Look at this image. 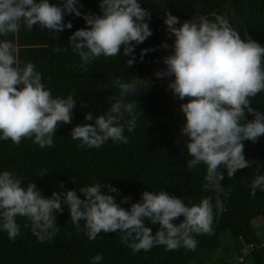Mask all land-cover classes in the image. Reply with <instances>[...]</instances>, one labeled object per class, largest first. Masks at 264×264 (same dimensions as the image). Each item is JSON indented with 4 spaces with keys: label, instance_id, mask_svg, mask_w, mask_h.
I'll return each mask as SVG.
<instances>
[{
    "label": "clouds",
    "instance_id": "clouds-1",
    "mask_svg": "<svg viewBox=\"0 0 264 264\" xmlns=\"http://www.w3.org/2000/svg\"><path fill=\"white\" fill-rule=\"evenodd\" d=\"M82 8L79 0H0V37L17 34L22 25L28 31L39 26L58 36L65 28L73 27L71 21L65 23L64 17L74 14L86 22V27L69 36V45L81 58L80 67L101 56H118L121 50L123 56L131 57L126 66L132 67L135 46L152 35L147 22L151 12L141 6L140 0H99L101 14L83 13ZM164 23L169 37L175 39L171 46L162 43L163 49L171 47L172 51L163 57L166 67L157 70L155 76L160 80L174 77L168 89L174 97L187 101L180 104L186 119L180 138H186V150L192 157L187 167L205 165L209 181L214 177L223 180L222 168L232 178L238 170L251 168L255 163L245 158L244 141L256 143L264 136V112L253 108L250 99L264 91V46L247 32L242 39L223 16L210 21L194 15L181 24L180 18L167 10ZM154 50L142 49L140 59ZM153 83L138 75L130 81L116 79L113 86L119 89V96L110 109L98 116L88 111V123L72 128V139L80 141L77 146L100 148L108 140L128 143L125 127L128 132L134 131L139 116L136 96ZM129 96L135 99L129 101ZM76 102L71 95L53 97L34 64L21 66L16 44L9 39L0 40V140L19 145L30 139L41 148L51 147L58 128L72 123ZM249 115L253 119H248ZM259 173L257 167L250 185L252 196L257 189L264 190V175ZM58 187L64 190L45 196L35 182L24 185L11 171L0 173V231L14 241L21 229L17 218L23 217L30 221L31 230L41 243L50 241L59 231L56 213L62 214V205H66L76 229L83 230L90 240L101 232L120 233L121 244L134 254L157 246L169 252L180 248L194 251L198 243L195 236L214 235L210 198L189 205L167 191H144L139 201L124 208L121 203H129L131 196H123L117 202L119 189L110 183L80 187L83 198L76 189H65L63 182ZM215 207L217 214L224 210L218 197ZM146 221L158 225L155 233ZM102 259L97 254L92 262L99 264Z\"/></svg>",
    "mask_w": 264,
    "mask_h": 264
},
{
    "label": "trees",
    "instance_id": "trees-1",
    "mask_svg": "<svg viewBox=\"0 0 264 264\" xmlns=\"http://www.w3.org/2000/svg\"><path fill=\"white\" fill-rule=\"evenodd\" d=\"M50 2L59 3V0ZM79 2L83 4V13L101 14L99 0ZM140 2L151 12V20L147 22L152 35L135 46L132 67L126 66L127 59L131 57L123 56V50L118 56H101L80 67L81 58L69 45V36L86 27V22L82 16L74 14L65 15V23L71 21L73 27L65 28L58 34L59 38L39 26L28 31L23 25L17 34L0 37V40L9 39L16 44L22 67L29 62L35 65L45 88L53 97L67 98L71 95L77 101L72 123L58 128L51 147L41 148L30 139L22 140L19 145L11 140H0V173L11 171L24 185L35 182L45 196H51L53 191H63L58 187L60 182L64 183L65 189H76L82 198L80 187L97 182L110 183L119 189L117 202H121L123 196H131L129 203H121L124 208H130L132 202L139 201L144 191H167L189 205L210 198L214 235L195 236L198 243L194 251L180 248L169 252L163 246H157L134 254L121 244L120 233L101 232L95 240H90L83 230L76 229L68 207L62 205L63 213H56L59 231L50 241L41 243L33 234L30 221L23 217L17 218L21 229L14 241L5 231H0V264H93L92 258L97 254L103 256L99 264H207L222 254L233 262L231 255L233 251L241 250L240 241L252 249L245 255L246 264H264V243L254 224L256 219L264 223V190L257 189L255 196L250 194L257 167L259 174L264 175V136L256 143L244 141L245 158L255 160V163L251 168L238 170L232 178H228L226 168L220 169L224 179L217 177L220 190H216L207 179L205 165L192 169L187 167L192 157L186 150V138H180L181 126L186 122L180 104L187 101L174 97L168 89V83L174 77L160 80L155 76L157 70L166 67L163 57L172 51L171 47L163 49L162 43L167 42L171 46L175 39L168 35L165 11L178 16L181 24L194 15H202L210 21L217 16L226 17L242 39L246 38L247 32L264 46V0ZM57 47L61 51H54ZM144 48L155 50L147 52L141 60L140 53ZM134 75L150 78L154 83L136 96L139 116L134 131L128 132L125 127L128 143L108 140L100 148L78 147L80 141L72 139V128L88 123L85 120L88 111L94 116L105 114L119 96V89L113 86L114 81L118 78L130 81ZM134 99L133 96L128 97L129 101ZM250 99L253 108L264 112V91ZM248 119L253 117L249 115ZM205 184H208L207 189ZM217 197L224 209L218 214L215 207ZM146 224L155 233L158 225L149 221ZM229 244H232L230 250L226 248Z\"/></svg>",
    "mask_w": 264,
    "mask_h": 264
},
{
    "label": "rangeland",
    "instance_id": "rangeland-1",
    "mask_svg": "<svg viewBox=\"0 0 264 264\" xmlns=\"http://www.w3.org/2000/svg\"><path fill=\"white\" fill-rule=\"evenodd\" d=\"M212 186L216 189V190H220V184L218 181L217 177L212 178V180L210 181ZM255 226L257 227V231L259 233V236L261 238V240L264 243V223L263 220L260 219H256L254 221ZM228 250H230L232 248V244H229L226 247ZM238 251H233L232 252V260L233 262H231V259L227 258L226 254H222L221 256H215L214 259H212L211 262L207 263V264H226V261H228V264H246L247 260L245 258V255L250 252L252 249L247 246L243 241H240V247Z\"/></svg>",
    "mask_w": 264,
    "mask_h": 264
}]
</instances>
